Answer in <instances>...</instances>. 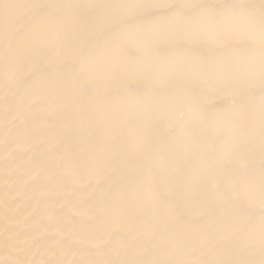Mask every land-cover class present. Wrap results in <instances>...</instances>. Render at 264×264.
<instances>
[{"label":"bare ground","instance_id":"obj_1","mask_svg":"<svg viewBox=\"0 0 264 264\" xmlns=\"http://www.w3.org/2000/svg\"><path fill=\"white\" fill-rule=\"evenodd\" d=\"M0 264H264V0H0Z\"/></svg>","mask_w":264,"mask_h":264}]
</instances>
